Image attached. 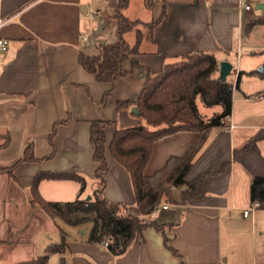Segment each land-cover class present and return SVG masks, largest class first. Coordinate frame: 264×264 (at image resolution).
I'll return each mask as SVG.
<instances>
[{
	"label": "crops",
	"instance_id": "obj_1",
	"mask_svg": "<svg viewBox=\"0 0 264 264\" xmlns=\"http://www.w3.org/2000/svg\"><path fill=\"white\" fill-rule=\"evenodd\" d=\"M119 3L0 0V36L8 39L7 49L0 50V134L10 135L9 144L0 148V264L43 255L49 245L58 243L52 234L59 232L62 239V230L67 240L66 250L57 253L61 264H181L166 245L164 234L190 264H248L249 258L252 264H264V207L255 206L249 216L244 215V209L254 205L250 196L253 178L264 176V86L243 88L242 76L252 73L233 64L234 76L230 74L228 80L235 84L239 73L242 76L234 90L231 120L211 127L185 175L191 181L205 174L202 197L182 202L180 189L174 187L177 202H164L158 212L140 215L130 173L109 148L118 128L144 123L132 111L134 105L120 108L118 102L136 100L149 73H159L166 63L196 50L214 52L219 63L229 61L245 44L244 29L249 32L254 24L264 23V10L256 8L263 13L256 16L254 6L246 11L239 0H155L151 7L146 0H129L122 13L138 23L124 37L137 52L124 61L123 68L130 71L133 60L142 67L112 84L98 81L86 70L79 63V53L97 55L102 46L118 40L119 23L111 12ZM164 6L167 15L152 30L149 24L161 16ZM112 87L101 105L104 93ZM217 106L201 113L209 118L222 110ZM100 118L112 121L105 129L109 165L105 197L128 205L131 214L166 224L165 231L153 226L144 229L122 255L103 243L89 242L90 224L66 228L67 223L31 202L33 179L42 171L82 174L86 178L82 197L93 195L97 164L90 126ZM57 122L62 123L51 140ZM198 137L194 131H179L158 139L145 173H155L172 155H184ZM30 143L38 158L50 156L54 147L55 151L45 160L24 161L11 171L9 167ZM51 181L69 184L57 186ZM46 186L67 189L69 197L46 199ZM80 186L74 179H44L38 191L46 200L66 201L78 196Z\"/></svg>",
	"mask_w": 264,
	"mask_h": 264
},
{
	"label": "trees",
	"instance_id": "obj_2",
	"mask_svg": "<svg viewBox=\"0 0 264 264\" xmlns=\"http://www.w3.org/2000/svg\"><path fill=\"white\" fill-rule=\"evenodd\" d=\"M128 1L120 0L117 8L111 12L118 19V40L102 46L97 55L79 53V63L100 82L115 84L119 78L142 67L137 60H133L130 71L123 68L124 61L137 52V47L131 46L124 37L125 33L138 23L122 13ZM146 2L151 7L155 0ZM166 15L164 6L161 16L149 24L150 28L153 30ZM141 38L142 34L139 32L137 41L139 42ZM259 74L264 76V69ZM241 76L242 73H239L235 84L228 78L223 80L220 77V63L216 54L196 50L166 63L159 73H149L136 100L118 102L120 108L127 105L137 107L140 111L138 115L144 120L143 124L137 126L118 128L109 146L113 157L130 173L140 215H151L164 202H177L172 190L174 187L180 189L182 202L205 194V174H200L191 181H186L185 175L205 144L211 127L221 125L222 119L231 115L234 90L239 87ZM112 91L113 87L104 93L101 105L106 103ZM198 99L207 107L219 105L222 110L206 118L199 109ZM60 123L62 122L55 124L50 134L51 140ZM111 123V120L102 118L91 122L90 141L94 147L93 159L97 164L95 170L97 188L90 199L82 197L86 187L84 175L67 171H42L33 179L31 202L40 205L54 219L69 225L84 227L90 224L89 242L107 241L108 248L114 254L122 255L144 229L153 226L165 231L166 224H160L156 220L147 221L140 215L131 214L128 205L111 202L105 197L106 175L109 171L105 129ZM179 131H194L199 137L184 155H172L162 168L151 175L146 174L145 167L151 158L154 143L166 135ZM9 142L8 133L0 134V148L7 146ZM50 156L36 157L30 143L26 145L23 156L9 169L13 171L21 162L45 160ZM44 179L77 180L81 184L79 194L73 200H46L38 191ZM250 196L252 202H258L264 207V176L253 178ZM164 237L166 245L179 258L181 264H190L184 260L179 250L170 244L169 236L164 234ZM66 240V233L62 230L61 241L49 245L43 255L13 264H48L52 253H63L66 250Z\"/></svg>",
	"mask_w": 264,
	"mask_h": 264
},
{
	"label": "rangeland",
	"instance_id": "obj_3",
	"mask_svg": "<svg viewBox=\"0 0 264 264\" xmlns=\"http://www.w3.org/2000/svg\"><path fill=\"white\" fill-rule=\"evenodd\" d=\"M253 6H254L253 12L256 16L263 15V13L260 10L256 9V5H253ZM245 32L246 30L244 29L243 40L245 41V44L243 46H240V49L238 52H234L231 54L229 61L235 66L240 65L242 69L247 70V72H255L253 73L251 77H249L246 74L242 76V79L245 80L243 88L246 90H253L257 84H261L262 86H264V76H261L259 74L264 69V23H259V24L256 23L252 26L249 32H246V33ZM233 76H234V73H232L229 77L233 78ZM198 106L200 108V111L203 113H210L212 112V110L218 109V106H214V107L205 106L199 99H198ZM49 184H57L58 186V184H69V183H65V182L54 183V181L53 182L51 181V183ZM50 186H54V185H50ZM95 187L96 186H94V188ZM89 188H90V185H89ZM66 190L63 189V191L62 190L58 191V187L52 188V187L46 186L44 188V194H45L44 197L46 199H52L54 197H69L68 192H65ZM69 192H70V189H69ZM88 196L90 195H87L86 197ZM250 222H251V218L248 219V225ZM64 226L66 228H73L74 230V226L67 225V224H64ZM82 230H84V228ZM257 231H258L257 236H259V227ZM52 237H53V241L55 242L61 241L59 232L53 233ZM39 247H42V246L40 245ZM39 253L43 254L44 250H41V251L39 250ZM48 264H61L59 254L57 253L53 254ZM248 264H252V260H250V258H249Z\"/></svg>",
	"mask_w": 264,
	"mask_h": 264
},
{
	"label": "built area",
	"instance_id": "obj_4",
	"mask_svg": "<svg viewBox=\"0 0 264 264\" xmlns=\"http://www.w3.org/2000/svg\"><path fill=\"white\" fill-rule=\"evenodd\" d=\"M255 1H259V0H239V6H240V8H242L246 11H250L253 9V3ZM1 23H2V20H0V25H1ZM7 47H8V39L0 36V50L5 51L7 49ZM0 60H1V58H0ZM222 120L230 121L231 117H230V115H228V116L224 117ZM258 205H260V204L258 202H255L254 205L246 207L244 209V215L249 216L253 212L255 206H258ZM163 207L167 208V205H164ZM158 211H159V207L154 210V213H156ZM108 244L109 243L107 241L103 242V245H105V246H108Z\"/></svg>",
	"mask_w": 264,
	"mask_h": 264
},
{
	"label": "water",
	"instance_id": "obj_5",
	"mask_svg": "<svg viewBox=\"0 0 264 264\" xmlns=\"http://www.w3.org/2000/svg\"><path fill=\"white\" fill-rule=\"evenodd\" d=\"M256 8H261L264 10V2L258 4ZM233 70V64L228 60H223L220 62V77L225 80L228 78V76L231 74ZM132 111L135 114H140V111L137 107H134ZM91 196H88L87 199H90ZM84 231V230H83Z\"/></svg>",
	"mask_w": 264,
	"mask_h": 264
}]
</instances>
